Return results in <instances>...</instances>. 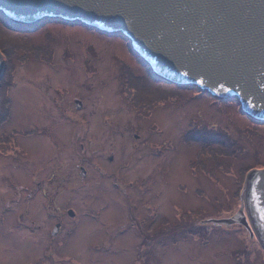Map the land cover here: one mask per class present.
I'll use <instances>...</instances> for the list:
<instances>
[{
  "label": "rangeland",
  "instance_id": "1",
  "mask_svg": "<svg viewBox=\"0 0 264 264\" xmlns=\"http://www.w3.org/2000/svg\"><path fill=\"white\" fill-rule=\"evenodd\" d=\"M4 26L0 264H264L244 225L214 221L235 215L244 174L264 168V123L235 98L153 82L122 34ZM206 128L236 146L201 151ZM160 216L178 223L176 239L171 228L142 254L139 233L149 243ZM189 225L198 235L180 233Z\"/></svg>",
  "mask_w": 264,
  "mask_h": 264
},
{
  "label": "water",
  "instance_id": "2",
  "mask_svg": "<svg viewBox=\"0 0 264 264\" xmlns=\"http://www.w3.org/2000/svg\"><path fill=\"white\" fill-rule=\"evenodd\" d=\"M61 21L122 34L150 80L235 98L237 111L264 123V0H0L4 25ZM3 68L0 53V78ZM242 182L240 209L214 221L244 225L264 248V168L249 170Z\"/></svg>",
  "mask_w": 264,
  "mask_h": 264
},
{
  "label": "trees",
  "instance_id": "3",
  "mask_svg": "<svg viewBox=\"0 0 264 264\" xmlns=\"http://www.w3.org/2000/svg\"><path fill=\"white\" fill-rule=\"evenodd\" d=\"M46 22V20H44L42 23H45ZM0 26L2 27V28H5V29H7V31H13V30H11V29H9L8 27H5L1 22H0ZM42 27V24L40 23V24H35L34 25V30H36V28L39 30L40 28ZM9 31V32H10ZM16 32V34L17 35H19V32L20 31H15ZM26 32H30V31H26ZM31 33V32H30ZM20 36V35H19ZM23 37L24 36H26V33L24 34V35H22ZM25 38V37H24ZM19 40H21V39H19ZM21 45H22V47L21 48H26L27 46H26V43H25V41L24 40H21L20 42H19ZM19 44V45H20ZM26 57V56H25ZM25 57L23 58V60H25ZM28 59V58H27ZM8 60H12V58L11 59H8ZM148 73H149V69H148V71H147ZM134 72H132V74H129L128 75V77H127V81L130 83H132L133 81H137V80H135V75L133 74ZM130 78H131V80H130ZM154 81H156V79H154L153 80V82ZM157 82V81H156ZM132 85V84H131ZM130 85V86H131ZM171 85V84H170ZM174 86V88H181V86H178V85H172L171 87H173ZM134 87V86H133ZM135 87H137V85L135 84ZM138 88V87H137ZM4 89V88H3ZM146 94H147V92L145 91V94H144V96H141V97H146ZM175 94V92L173 93V94H170L169 95V97L170 98H176V96L174 95ZM7 105H8V103H7V98L6 97H2L1 98V100H0V123L1 122H4L5 120H6V115H7V108H6V110L3 108V107H7ZM144 112V111H143ZM145 113V112H144ZM204 137H205V139H204ZM213 140H219V141H223V146L221 145V147L219 146V145H217V144H214V141ZM195 141H202L203 142V144L201 145V151L203 150H206L207 148L210 150V149H212L213 148V150L214 149H217V150H223V149H225L224 148V146L225 147H228L229 146V148H230V146L232 147H235L236 146V144H235V142H234V140H232V138L230 139V137H229V135L227 134V132L225 133L223 130H219V132H217V131H213L212 129H208V128H206V129H204V131H200V133H199V136L197 137V139L195 140ZM216 151V150H215ZM168 223V222H167ZM178 224V223H177ZM173 225V224H172ZM172 225L170 226V225H167L166 226V228H167V230H168V232H170L169 230H171V227H172ZM173 227H174V225H173ZM176 228V227H175ZM174 228V229H175ZM177 228H179L178 226H177ZM183 229H182V231L180 232V233H182V232H187L188 233V231L191 233V234H197L198 235V233H197V231H196V228L194 229L191 225H189V226H187V227H182ZM180 229V228H179Z\"/></svg>",
  "mask_w": 264,
  "mask_h": 264
},
{
  "label": "flooded vegetation",
  "instance_id": "4",
  "mask_svg": "<svg viewBox=\"0 0 264 264\" xmlns=\"http://www.w3.org/2000/svg\"><path fill=\"white\" fill-rule=\"evenodd\" d=\"M86 174V173H85ZM82 177V176H81ZM39 185V184H38ZM46 196H49V193H48V191H46ZM68 209H70V208H68ZM49 211H50V209H48ZM152 215H154V214H152ZM152 217V216H151ZM160 219H159V222L160 223H157V224H155V226H150V228H152V229H156L155 230V233L157 232V234L154 236V237H150L151 239H150V242L148 243V241L146 240H144V238H143V236L141 235V233H139V240H140V243H139V251H141L142 252V254H149L150 255V245L151 244H153V243H155V241L156 240H160L159 242L161 243V242H164L165 240H167L166 239V237H167V235H166V232H168V230H167V228L166 227H164L166 224H168V225H170V223L168 222L169 221V218H167V217H165V216H160L159 217ZM56 219H58V220H56L55 222H54V225L55 224H57V223H59L60 225H59V228H58V231L60 230V228H61V226L63 225V221H62V218H61V215H59V214H57L56 215ZM142 220H143V222H145L146 221V219L145 218H141ZM168 222V223H167ZM146 223V222H145ZM173 225H174V227H173V225H172V232H171V234H170V236L169 237H171V239L173 238V239H176L175 238V236H177V234H176V228L175 227H177L178 226V224L177 223H175V222H171ZM235 225H237V226H239V227H241L242 228V226L243 225H241V224H239V223H234V224H228V226H235ZM54 227V226H53ZM149 228V229H150ZM175 228V229H174ZM53 229V228H52ZM142 230L143 229H145V234H147V235H149L150 236V232H149V230L147 229V227H144V228H141ZM247 229V228H246ZM248 230V229H247ZM58 231L56 232V234H54L53 235V233H51L52 234V236L54 237V236H57V234H58ZM126 231H128V229L126 230ZM249 232V231H248ZM249 235H250V232H249ZM252 236V235H251ZM140 252V253H141Z\"/></svg>",
  "mask_w": 264,
  "mask_h": 264
},
{
  "label": "bare ground",
  "instance_id": "5",
  "mask_svg": "<svg viewBox=\"0 0 264 264\" xmlns=\"http://www.w3.org/2000/svg\"><path fill=\"white\" fill-rule=\"evenodd\" d=\"M212 97V96H211ZM259 123V122H258Z\"/></svg>",
  "mask_w": 264,
  "mask_h": 264
}]
</instances>
